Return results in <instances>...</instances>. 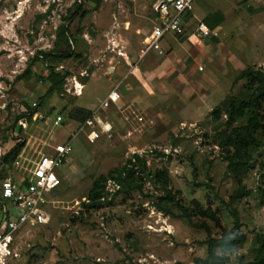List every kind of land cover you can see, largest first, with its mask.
<instances>
[{
  "label": "rangeland",
  "instance_id": "rangeland-1",
  "mask_svg": "<svg viewBox=\"0 0 264 264\" xmlns=\"http://www.w3.org/2000/svg\"><path fill=\"white\" fill-rule=\"evenodd\" d=\"M155 1L0 0V178L20 176L35 148L50 151L66 140L71 147L55 170L60 185L46 194L49 222L15 237L17 264H195L207 257L209 238L216 242V264L253 259L255 240L264 233V139L240 175L219 145L226 115L214 121L210 114L225 112L231 96L242 98L244 81L233 83L239 71L264 69V0H196L192 22L206 15L221 22L214 35L201 42L191 34L168 36L161 54L145 45ZM76 10L87 11L72 19ZM68 51L71 56L63 57ZM111 66L125 69L118 90L135 88L136 98L125 93L122 103L102 110L100 118L113 131L91 141L69 116L76 104L95 109L101 103ZM50 68L68 75L42 101L55 79ZM92 77L97 81L83 95L74 93ZM57 115L62 121L54 124ZM19 141L24 146L15 160L2 165ZM133 154L145 160V170L135 166L134 179L122 174L119 181L113 170L129 167ZM162 169L168 187L179 191L176 200L190 211L191 200L210 206L218 225L191 212L192 222L209 230L192 227L164 202L168 188L153 178ZM100 175L106 176L103 196L86 207ZM239 176L250 195L231 204ZM234 212L247 239L224 250L217 241L233 227Z\"/></svg>",
  "mask_w": 264,
  "mask_h": 264
},
{
  "label": "trees",
  "instance_id": "trees-1",
  "mask_svg": "<svg viewBox=\"0 0 264 264\" xmlns=\"http://www.w3.org/2000/svg\"><path fill=\"white\" fill-rule=\"evenodd\" d=\"M89 2L97 5L101 0H88ZM80 8V5L78 9ZM87 10H83L79 15L77 10L72 13V19L77 17H82L83 13ZM219 21H211L208 17L205 20L207 26L211 29L218 24ZM71 52H64L63 57H70ZM44 63H46L45 58H41ZM52 75L54 76V81L50 86L49 90L42 96V101L56 88H58L68 72L59 76L55 73L53 68H50ZM239 81H244V92L241 99L231 96L228 100L225 112H221L219 108L213 109L211 112V118L217 121L221 118L222 114L226 115L225 129L219 133L220 141L219 145L224 147L225 160L231 165L230 167L236 170L240 175L244 174L250 167L249 162L251 159V153L263 146L264 139V69L255 68L253 66L246 67L238 72L234 77L233 83L236 84ZM25 115V114H24ZM93 114L91 111L84 108L75 107L70 114V118L77 123H84L86 120L92 118ZM243 121L238 124V122ZM24 143L22 141L17 142L8 152H6L1 160L2 165L11 164L19 152L21 151ZM128 165H123L120 169L113 170L117 173L116 179L123 181L122 174H124L126 179H134L133 176L136 173V169L133 167H140L145 170V160L141 158L138 154H133L131 158L127 161ZM110 172L108 175H112ZM157 180L162 181L166 186V196L163 198L164 202L174 205L180 212L181 218L186 219V221L192 227L205 228L209 230L206 224H196L192 222V215L201 216L214 221L217 225L219 223L216 216V212L211 209L210 206L204 208L199 204L197 200H191L192 205L191 211L188 210L179 200H176L179 191H173L171 187H168L169 176L167 169L157 170L155 176L153 177ZM106 181V176H98L92 183V186L87 194V202L84 203L86 207H93L103 196L104 183ZM236 184L238 188L229 197V203L234 204L243 197L249 196V190H246L242 185V177L236 178ZM176 195V196H175ZM261 197L264 199V190L261 191ZM165 213L171 214L170 210H164ZM193 212V214L191 213ZM234 225L227 232L223 233L220 240L217 241L218 245L224 249L229 250L235 247H240L246 242V235L240 232L242 223L239 220V216L236 212L233 214ZM225 237H229L226 238ZM214 240L210 239L207 242L208 254L205 259H196L195 264L200 262L205 264H216L213 261L215 256ZM255 249L253 250V259L249 262L243 264H264V233L258 235L255 240ZM224 260V258H222ZM217 262L221 264L223 262Z\"/></svg>",
  "mask_w": 264,
  "mask_h": 264
},
{
  "label": "built area",
  "instance_id": "built-area-1",
  "mask_svg": "<svg viewBox=\"0 0 264 264\" xmlns=\"http://www.w3.org/2000/svg\"><path fill=\"white\" fill-rule=\"evenodd\" d=\"M195 1L156 0L152 4V25L145 37L147 51L161 54V42L168 36L191 34L197 42L212 36V31L202 21L192 22ZM250 1L256 3L261 0ZM198 70L202 71V67H198ZM73 91L81 94L82 87L76 85ZM119 99L118 89L112 88L101 101L100 108L106 110ZM32 105L36 107V103ZM141 120L142 118H139V121ZM60 121L62 116L57 115L53 123ZM83 129L87 130V138L94 141L99 139L100 134L110 136L113 125L94 114L81 124L80 130ZM70 149L68 140L56 143L50 151L35 148L27 160L30 166L21 167L20 176L7 175L0 178V264H17L16 260L20 256L12 249V245L20 232L42 227L49 222L46 206L50 201L46 194L60 185L61 179L55 174V170L67 161Z\"/></svg>",
  "mask_w": 264,
  "mask_h": 264
},
{
  "label": "crops",
  "instance_id": "crops-1",
  "mask_svg": "<svg viewBox=\"0 0 264 264\" xmlns=\"http://www.w3.org/2000/svg\"><path fill=\"white\" fill-rule=\"evenodd\" d=\"M201 1H206V0H201ZM192 16H194L193 15V13H192ZM209 16L208 15H206V16H204L203 18H202V20H199V21H202L204 24H206L205 23V20L208 18ZM223 21V20H222ZM221 24V22H218V24L217 25H215V27L213 28V29H211V28H209L211 31H212V34L214 35V30H216L217 28H218V26ZM187 35H184V36H173V37H175V38H179V39H183V38H185ZM109 70H110V75H112V77H110L109 78V80H107L108 82H109V86L108 87H110L109 88V90L110 89H112V88H116L117 87V89L119 88V84H122L123 82H124V79H126V78H124L125 76V69H123V67H122V69L121 68H116V66L114 67V66H111L110 68H109ZM124 71V72H123ZM97 72H98V70H97ZM96 75H97V73H95ZM117 76V77H116ZM113 79V80H112ZM92 81H97V77L95 78V77H92V78H90L89 80H87V82L83 85V87H82V91H81V95H83V92H84V89H85V87H86V85L89 83V82H92ZM114 86H116V87H114ZM108 90V91H109ZM120 90V91H119ZM118 91H119V93H120V99L118 100V102L115 104V105H117L119 102H121L122 103V101H121V99L123 100V97H124V94L125 93H127L128 95H131L130 97L131 98H133V99H135L136 98V92H135V88L133 89V88H130V87H128V88H121V89H119ZM108 91L106 92V94L108 93ZM122 105V104H121ZM112 106H114V105H112ZM75 107H79V108H84V109H86V110H89V111H91L92 112V114L94 115V114H96V115H100V113H101V111L102 110H104V109H101L100 108V104L97 106V107H95V109H90V108H87V107H84V106H82V105H80V104H76L75 105Z\"/></svg>",
  "mask_w": 264,
  "mask_h": 264
}]
</instances>
